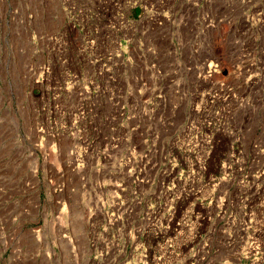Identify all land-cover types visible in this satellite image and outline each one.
<instances>
[{
  "label": "rangeland",
  "instance_id": "obj_1",
  "mask_svg": "<svg viewBox=\"0 0 264 264\" xmlns=\"http://www.w3.org/2000/svg\"><path fill=\"white\" fill-rule=\"evenodd\" d=\"M0 264H264V0H0Z\"/></svg>",
  "mask_w": 264,
  "mask_h": 264
},
{
  "label": "bare ground",
  "instance_id": "obj_2",
  "mask_svg": "<svg viewBox=\"0 0 264 264\" xmlns=\"http://www.w3.org/2000/svg\"><path fill=\"white\" fill-rule=\"evenodd\" d=\"M209 68V67H208Z\"/></svg>",
  "mask_w": 264,
  "mask_h": 264
}]
</instances>
